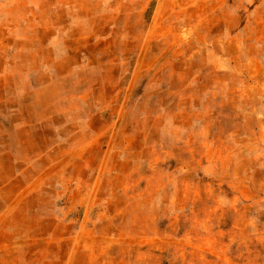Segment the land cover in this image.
<instances>
[{
	"label": "rangeland",
	"instance_id": "obj_1",
	"mask_svg": "<svg viewBox=\"0 0 264 264\" xmlns=\"http://www.w3.org/2000/svg\"><path fill=\"white\" fill-rule=\"evenodd\" d=\"M0 264H264V0H0Z\"/></svg>",
	"mask_w": 264,
	"mask_h": 264
}]
</instances>
